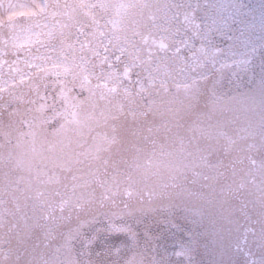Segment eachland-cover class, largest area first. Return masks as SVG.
<instances>
[{"label": "snow or ice", "instance_id": "6c2138e0", "mask_svg": "<svg viewBox=\"0 0 264 264\" xmlns=\"http://www.w3.org/2000/svg\"><path fill=\"white\" fill-rule=\"evenodd\" d=\"M0 264H264V2L0 0Z\"/></svg>", "mask_w": 264, "mask_h": 264}, {"label": "clouds", "instance_id": "9594fccd", "mask_svg": "<svg viewBox=\"0 0 264 264\" xmlns=\"http://www.w3.org/2000/svg\"><path fill=\"white\" fill-rule=\"evenodd\" d=\"M243 2L249 5H255L264 2V0H243Z\"/></svg>", "mask_w": 264, "mask_h": 264}]
</instances>
